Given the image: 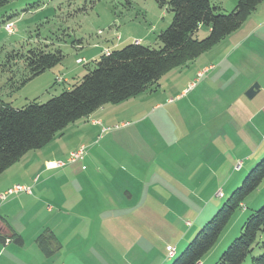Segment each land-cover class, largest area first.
Masks as SVG:
<instances>
[{
	"label": "crops",
	"instance_id": "1",
	"mask_svg": "<svg viewBox=\"0 0 264 264\" xmlns=\"http://www.w3.org/2000/svg\"><path fill=\"white\" fill-rule=\"evenodd\" d=\"M259 7L236 31L214 46L220 51L217 65L202 66L194 79L183 83L180 93L175 95L176 103L165 107L168 113L165 122L169 128L162 131L159 138L146 137L147 133L150 134L145 132L147 145L141 148L134 147L140 140L137 126L102 132L103 128L113 126L115 115L121 111V108L105 105L77 122V132L81 133L82 140H87L80 144L86 148L82 160L60 169L52 168L53 160H65L56 158V148L48 144L42 149L27 152L0 174V193L14 185L31 190L30 195L19 193L0 201V264H104L91 257L90 246H72L90 242L89 237L94 236H99L102 242L109 238L111 244L105 246L128 245L120 264H168L167 246L174 248L171 260L174 259L183 248L181 245L220 206L218 199L224 198L222 191L214 185L217 183L216 173L222 168L226 172L222 179L230 184L229 191L242 177V174H232L236 160L227 159V154L238 149L243 140L248 144L250 139L264 132V86L258 77V74L264 77V1ZM158 17L163 20L160 13ZM206 31L209 32L208 29ZM138 40L136 42L141 44V39ZM119 41L108 47L112 41L106 38L102 44L96 43L82 53L95 62L106 51L120 46L122 41ZM76 48H81V45H76ZM195 63L194 59L188 65L169 72L153 87H163L179 80ZM65 65L48 79L44 88L62 83L69 89L75 84L69 85L73 75L78 77L75 65ZM255 83L259 86L258 91L249 99L245 92ZM258 97L259 104L250 102ZM110 143L113 148H118H107ZM161 143H170L171 146L159 149ZM217 146H223L226 151L217 153ZM139 148L149 153L146 163L143 154L144 162L138 163L135 159ZM157 150L161 153H154ZM191 155L198 157L192 161ZM204 171L209 174L203 178ZM201 179L214 182L206 184ZM107 183H112L113 187ZM139 185L149 186L153 194L152 188H156L161 196L166 195L157 207L166 209L168 213H174V210L175 218L180 220L178 231H174L178 237L171 242L157 240L154 246H150L151 260L141 248L133 247L137 246L130 242L133 235L119 225L120 219L128 224L136 212L140 219L146 215L145 210L140 209L138 193L135 192ZM108 188H113V193ZM148 196L146 198L150 199ZM150 214L153 213L148 212L147 218ZM45 230L51 231L63 245L50 258H45L35 244L36 237ZM13 234L20 237L21 244L15 242ZM173 243L177 246H172ZM223 243L222 240L215 246L216 243L198 264H215L224 248L221 246ZM129 254H133L134 259L129 260L126 257Z\"/></svg>",
	"mask_w": 264,
	"mask_h": 264
},
{
	"label": "rangeland",
	"instance_id": "2",
	"mask_svg": "<svg viewBox=\"0 0 264 264\" xmlns=\"http://www.w3.org/2000/svg\"><path fill=\"white\" fill-rule=\"evenodd\" d=\"M209 2L212 6L219 8V13L228 14L234 9L233 7L235 3H237V0H209ZM259 6L260 4L256 7V10H259ZM158 13L161 14L163 20L160 19L161 17H158ZM171 18V11L167 8H159L153 0H8V3L0 8V103H8L13 108H21L24 103L33 100L37 103H45L52 97L59 95L61 92L67 90L69 87L67 84L57 83L48 88H44L43 85L47 83L48 79L55 74L58 69L65 64V66H67L69 63L75 65V71L78 74V77L72 76L73 81L70 82L69 85L77 83L89 70L94 68V62H92L89 57L87 58L85 53L82 52L91 48L92 45L96 43L102 44L106 38H109L110 42L112 41V43H109L108 47L118 44L120 42L119 40L122 41L120 46H116L113 49L135 43L139 41L138 39H141V44L143 46L158 49L161 44L157 41V35L166 29L171 22ZM7 21H9L13 27L11 34H8L3 27L4 23ZM206 30L207 28L205 27H199L196 34H194V39H204L208 35ZM76 45H81V48H76ZM35 48H43L48 51L58 49L62 52L64 58L59 65L46 70L43 74L34 78L32 82L29 81L21 87L22 81L28 75V69L25 67V57L28 51ZM91 50L92 49H90V51ZM219 55L220 51L213 46L199 55V57L196 58L197 60L195 59L197 63L190 65L188 71H186L179 80L164 85V88L151 86L150 90L152 92H148L150 91L148 89V91L146 90L128 99L127 101H130L129 103L121 105L124 103L122 102L117 105H108L109 108H121V111L115 115L113 120L114 124L110 126V128L117 126L118 128L116 130H118L124 127L131 128L137 126L136 130L140 131V135L137 137H140V140L137 141V137H135L137 142H135L134 147L142 148L146 146V137L159 138L160 133L164 130L167 131V128H169V125L165 122L168 118L165 107L176 103L175 95L180 93L183 83L187 80L194 79L198 69L205 65H217L216 61L220 57ZM235 56L236 55H234V57ZM76 58H80L81 60L84 59V62L79 65V63L75 62ZM186 65H188V63ZM168 73L162 76L154 85H158L160 80ZM255 73H258V70H255ZM258 77H260V84L264 86V77H261V74H258ZM250 102L259 104V97ZM120 105L121 107H118ZM157 106L158 108H156ZM191 113L194 114L193 111H191ZM181 114L184 115V112L182 111ZM163 117H165V120ZM77 122L78 121L70 124L64 134H62V132L58 133L49 143V147L56 148L58 152L55 157L65 160H53L52 163L63 162L65 164L64 166L68 165L67 159L70 153L77 151L81 143H86L87 140H82L81 133L77 132ZM151 131L154 132L153 135H151ZM145 132H149L150 135L147 133L145 137ZM256 138L250 139L248 144L243 140L238 149L232 150V152H229L226 156L227 159L236 160L232 174H242L240 180L230 191L228 190L230 184L222 179L226 174L223 168L220 172L216 173L217 176L215 180H217V183L214 185H216V189L221 190L224 195L223 199H218L217 197L220 201V206L230 193L240 185L250 169H252L264 156V132L259 134ZM170 146V143H161L159 149H167ZM107 148H113V144L110 143ZM114 148L118 147L114 146ZM216 151H218L217 153H224L226 150H224L223 146H217ZM156 152H160V150L154 151V153ZM142 154L145 156L146 163L149 160V153L140 148L138 149L135 159L138 163L144 162L141 158ZM85 155L86 148L83 158ZM195 156L191 155L190 159L194 161L198 157ZM200 158L202 159V156H200ZM87 166L90 167L89 165ZM208 174V171H204L203 178ZM107 179L108 178H106V180ZM201 181L206 184L214 182V180L211 181L208 179H201ZM107 185L113 187L112 183H107ZM108 189L113 193V188ZM152 189L154 194L152 190H149V186L144 187L139 185L137 189H135V192L138 193V204L140 205V209L146 212V215L143 216L142 219H140V214L136 212L133 214L128 224L122 219L119 220L120 227L133 235L130 242L133 245H137L133 247L141 248L144 255H147V258L150 260L152 259L150 246H154V242L157 240L171 242L173 238L178 237L175 236L176 234H174V231H178L177 226H179L180 221L175 218L174 214L176 213L174 210V213H171V203L168 204V209L171 211L170 213H168L166 209L157 207L160 205L159 201L166 198V195L161 196L156 188ZM148 193L153 194V196ZM217 195L219 197L222 196L220 192H218ZM146 196L151 198L148 199ZM263 204L264 180L260 186L246 198L241 208L236 212L226 230L221 235L218 241L219 243L217 242L215 245L217 246L220 244L222 240L225 242L221 245L224 246V248L220 251L219 256L227 246L239 236L241 227L246 218L251 213L258 210ZM121 205H123V203H121ZM148 212L153 213L148 215L149 218H147ZM213 214H211L203 224L207 222ZM186 225H189V223L187 222ZM202 225L181 245L183 248L178 252L176 257L180 255ZM135 227L136 230H133ZM89 239L90 242H81L78 245L72 244V246H90L92 249L89 251L91 257L99 259L104 264L122 263V254L126 251L128 245L105 246L111 244V240L107 237L105 239L103 238L104 242H102L99 236L89 237ZM96 240H98V242ZM263 240L264 234L259 236L257 242ZM149 242H151V244ZM172 246L177 245L173 243ZM166 252V259L168 258V262L170 261L168 264H171L176 257L171 260L174 254L169 256L167 250ZM261 252L259 248H255L251 256H257ZM155 253L156 251L154 250V256ZM251 256H248L243 264H250ZM126 257H128L129 260L134 259L133 254H129Z\"/></svg>",
	"mask_w": 264,
	"mask_h": 264
},
{
	"label": "trees",
	"instance_id": "3",
	"mask_svg": "<svg viewBox=\"0 0 264 264\" xmlns=\"http://www.w3.org/2000/svg\"><path fill=\"white\" fill-rule=\"evenodd\" d=\"M153 1L159 8H167L172 13L170 24L157 35L161 44L158 49L130 43L101 55L94 62V68L77 83L45 103L33 100L18 109L0 103V174L27 152L48 145L68 125L105 105H117L145 92L166 73L196 59L236 31L264 0H238L228 14L219 13V8L212 6L209 0ZM7 3L8 0H0V8ZM199 27L209 30L202 40L194 39ZM63 58L58 49L28 51L25 57L28 75L20 86L56 67ZM263 180L264 156L171 264H198ZM263 234L264 204L246 218L239 236L215 264H243L255 248L262 252L251 256L250 264H264V240L257 242ZM12 237L17 244L22 243L20 237L15 234ZM35 244L45 258L52 257L61 247L49 230L38 235Z\"/></svg>",
	"mask_w": 264,
	"mask_h": 264
},
{
	"label": "built area",
	"instance_id": "4",
	"mask_svg": "<svg viewBox=\"0 0 264 264\" xmlns=\"http://www.w3.org/2000/svg\"><path fill=\"white\" fill-rule=\"evenodd\" d=\"M4 30L8 33L11 34L13 31V27L12 24L8 21L6 22L4 25ZM138 43V42H135ZM109 52L106 51L105 54H108ZM77 63L81 64L83 63V60L79 59L76 61ZM57 81L59 82L60 80L57 79ZM118 127L115 126L114 128H103L102 132H106L109 131L111 129H117ZM85 154V148L84 147H80L77 151L70 153L69 158L67 159V163L72 164L75 163L76 161L80 160L83 158ZM65 164L63 162H54L51 164L52 168H61L63 167ZM19 193H26V194H31V190L29 187H25V186H21V185H14L11 188H9L8 190H6L5 192L0 193V201H5L8 197L11 196H15ZM166 250L168 251V255L172 256L174 254V248L172 249L171 246H168L166 248Z\"/></svg>",
	"mask_w": 264,
	"mask_h": 264
},
{
	"label": "water",
	"instance_id": "5",
	"mask_svg": "<svg viewBox=\"0 0 264 264\" xmlns=\"http://www.w3.org/2000/svg\"><path fill=\"white\" fill-rule=\"evenodd\" d=\"M258 84L255 83L253 84L246 92H245V96L249 99L253 98L254 95L257 93L258 91Z\"/></svg>",
	"mask_w": 264,
	"mask_h": 264
}]
</instances>
